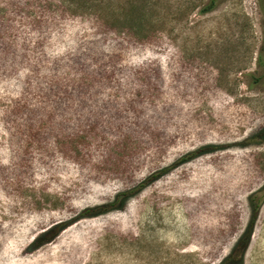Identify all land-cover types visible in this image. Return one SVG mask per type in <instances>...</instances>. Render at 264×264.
<instances>
[{"label":"rangeland","instance_id":"374dc122","mask_svg":"<svg viewBox=\"0 0 264 264\" xmlns=\"http://www.w3.org/2000/svg\"><path fill=\"white\" fill-rule=\"evenodd\" d=\"M207 2L0 0V264L227 254L264 185V0ZM241 264H264V199Z\"/></svg>","mask_w":264,"mask_h":264},{"label":"trees","instance_id":"16d2710c","mask_svg":"<svg viewBox=\"0 0 264 264\" xmlns=\"http://www.w3.org/2000/svg\"><path fill=\"white\" fill-rule=\"evenodd\" d=\"M218 1L219 0H208V2L204 5V7L200 11L202 13H206L212 10ZM255 137H259V138L264 137V129H262V131H260L257 135H255ZM190 156H185L181 158L178 162L182 163L185 160H187ZM165 171H167V169L162 170L160 173H163ZM156 177L157 175L150 176L149 178L146 179L145 182L153 180ZM139 187H141V185ZM263 187L264 185L248 196V205L251 213L250 221L246 226V228L244 229V231L235 239L227 254L223 258H221V260L217 264H241L243 254L245 252V249L249 241L252 224L256 218L259 205L264 199V191H262ZM130 194L131 192H123L117 194L111 203L106 205H100L93 208L84 209L77 215L76 218L77 219L90 218L103 214L109 211L110 209H119L122 206V204L125 202V200L130 196ZM69 222L70 221L51 226L48 229H46L44 232L38 234L28 244L27 249L33 250L44 244H47L48 242L51 241V239H53L56 236L58 232H60L63 228H65Z\"/></svg>","mask_w":264,"mask_h":264}]
</instances>
